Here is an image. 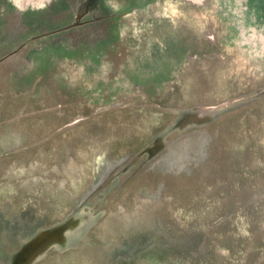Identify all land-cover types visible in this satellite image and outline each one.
<instances>
[{
	"label": "rangeland",
	"instance_id": "obj_1",
	"mask_svg": "<svg viewBox=\"0 0 264 264\" xmlns=\"http://www.w3.org/2000/svg\"><path fill=\"white\" fill-rule=\"evenodd\" d=\"M18 1L24 16L7 0L0 16L33 20L26 35L68 19L67 0ZM71 4L77 20L95 16L90 26L29 44L0 73V264L17 256L2 238L31 215L21 204L66 212L109 187L101 212L52 229L48 248L72 250L55 264H149L133 257L151 241L197 252L186 264H264V0Z\"/></svg>",
	"mask_w": 264,
	"mask_h": 264
},
{
	"label": "flooded vegetation",
	"instance_id": "obj_2",
	"mask_svg": "<svg viewBox=\"0 0 264 264\" xmlns=\"http://www.w3.org/2000/svg\"><path fill=\"white\" fill-rule=\"evenodd\" d=\"M7 1H12L11 3L14 5V11L15 8L17 9H22L23 12H21L22 16H24L25 13H27L25 8L20 4L18 0H7ZM72 0H67L66 2V10L68 12V19L62 24L63 26L60 28H56L54 30H50L46 33H40V34H34L29 33L26 35L25 29L26 26L30 30V26H34V21L32 20V23L25 22L23 18H20V21H17L13 26H10V20L8 19V14L2 13L0 16V73L6 74L5 80L8 79V75L12 70H9L12 68L13 70L17 68L16 64L11 63L13 61V58L19 57L21 52L25 51L27 46L31 43H34L36 41H39L44 38H50L54 36L61 35L63 33L70 32L71 30H75L76 28L80 27H85V26H90V23L94 20L93 16L87 15L83 19H76L75 14H74V8L72 7ZM74 1V0H73ZM76 3V0H75ZM15 4L18 5L15 6ZM23 7V8H22ZM16 9V10H17ZM25 9V10H24ZM20 14V13H19ZM20 14V15H21ZM103 20L105 18H102ZM29 24V25H27ZM14 34H18L17 40L14 42L9 41V36L12 31L10 29H13ZM25 34V36H20V34ZM23 34V35H24ZM72 124V123H70ZM70 124L64 125L61 128H59L58 132L55 134L50 135L49 139H53L57 137L59 133L62 132L65 133ZM72 126V125H71ZM65 131V132H64ZM48 139V140H49ZM47 140V138H44L41 140V146L42 144ZM152 140H149L145 142L144 146L140 148V151L137 152V157L134 165H138V169H143L147 164V159L148 155L145 153L146 149H148L150 143ZM40 142V141H38ZM38 142H35V144H38ZM7 153V151H3L2 149L0 150V157H4V155ZM9 153V152H8ZM142 163L140 164V162ZM128 167V166H127ZM136 168L130 169L127 173H120V171L117 174V177H120L119 179L123 180H128L130 176H133V173H138L140 170H135ZM116 174V173H115ZM123 176H126V179L123 178ZM119 185V184H118ZM122 185V184H121ZM100 185H98L99 187ZM121 187V186H120ZM119 186H117L118 189H120ZM112 187L105 189L103 193L100 195H91L92 200L90 201L88 199L89 194L84 193L82 196H79L76 200H71V207H68L69 209L62 210H55L54 208H51V204L47 203L46 201L40 200L39 208L31 210L29 206H24L20 205L19 210H21L23 207L29 208V212L31 215L29 216H24L23 212L21 214L15 215L13 219H11L13 222L15 220L18 222V226H8L9 231L7 230L4 235H6V240L5 238H2L3 241V250L6 253V256H8V261L12 259L14 254L18 253H25L27 249L33 247L37 250H39L41 255H43V252L45 253L43 257L37 259V261L33 264H55L58 260V257L63 255L64 253H68L70 251L66 250L61 252L57 250L56 247H50L48 248L49 245L55 243L57 241L56 235L57 232L52 233V229L60 222H62L66 217L68 218L71 213H75L79 210H83L88 212V209L92 210L93 212H101V208L99 204H102L105 202V194L109 193L111 191ZM117 189V190H118ZM115 190L114 192H117ZM20 193V191H19ZM176 196V195H175ZM21 198L22 200L24 198L23 195L17 194L15 196H11V198ZM102 200L99 202L98 206V200ZM11 200V199H8ZM21 202V201H20ZM76 204V205H75ZM79 204V205H77ZM97 206V208H96ZM13 207V206H12ZM43 210V211H42ZM34 213H40L39 215H34ZM57 227V226H56ZM143 239H145V236H142ZM54 245V244H52ZM135 245V244H134ZM48 248V249H47ZM136 248V246L134 247ZM174 250V252H173ZM191 250V249H190ZM188 250V252L190 251ZM136 253L134 254L133 259L136 261H144L145 263L149 264H155V263H167L169 261L174 260V264H186L187 262H191L193 258L197 255V252L193 253L195 256H186V254L181 253V252H175L178 251L175 248H171L170 245L164 244V243H159L157 241H151L150 244L147 245H142L139 248H136ZM40 255V256H41ZM15 259V257H14ZM15 261V260H14ZM134 260H128L125 262L124 259H121L120 264H134ZM14 264V262H13Z\"/></svg>",
	"mask_w": 264,
	"mask_h": 264
},
{
	"label": "water",
	"instance_id": "obj_3",
	"mask_svg": "<svg viewBox=\"0 0 264 264\" xmlns=\"http://www.w3.org/2000/svg\"><path fill=\"white\" fill-rule=\"evenodd\" d=\"M229 105L230 104H227V106H229ZM227 106L225 104L222 105V107H227ZM53 241L55 242V239H53ZM40 253L41 252L39 250L31 247V248L27 249V251L25 253H23V254L18 253L16 258H15L14 264H33V263H35L37 261L36 260L37 259V255L40 254Z\"/></svg>",
	"mask_w": 264,
	"mask_h": 264
}]
</instances>
